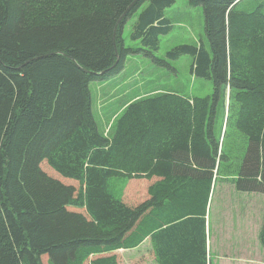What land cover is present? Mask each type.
<instances>
[{"label": "trees", "instance_id": "obj_1", "mask_svg": "<svg viewBox=\"0 0 264 264\" xmlns=\"http://www.w3.org/2000/svg\"><path fill=\"white\" fill-rule=\"evenodd\" d=\"M186 1L202 8L208 48L167 56L192 57L191 74L212 95L139 99L107 137L90 83L123 70L134 17L130 40L153 58L176 0H0V264H116L114 251L148 237L159 264H206L214 175L264 194V14L237 11L239 0ZM226 98L248 140L240 165L214 129ZM111 178H126L128 195L116 198ZM259 240L264 249V217Z\"/></svg>", "mask_w": 264, "mask_h": 264}, {"label": "rangeland", "instance_id": "obj_2", "mask_svg": "<svg viewBox=\"0 0 264 264\" xmlns=\"http://www.w3.org/2000/svg\"><path fill=\"white\" fill-rule=\"evenodd\" d=\"M235 9L246 12L258 9L264 14V0H239ZM165 17L170 20L172 28L167 35L160 37L159 48L153 52V58L145 56V49L140 41L130 40L136 19L134 17L127 21L123 30L124 46L134 51L127 56L123 70L106 81L90 83L92 113L98 131L103 135L110 137L114 132L117 119L125 108L139 99L162 92L174 93L191 101L212 95V83L191 74L192 57L185 55L172 60L167 56L169 51L180 45L204 44L208 48L202 8L192 7L186 0H176L175 4L165 11ZM227 106L226 98L225 105L221 104L218 107L214 129L220 139V150L237 159L235 162L240 165L246 153L248 140L238 131L237 116L233 111L228 119ZM226 164V160L221 162V173L229 169ZM127 184L126 178H111L109 191L117 198L124 197L125 193L128 195L125 191ZM261 206L262 195L259 194V207ZM260 217L259 214V219ZM249 235L254 236L255 231ZM150 260L151 257L145 254L141 258L134 259L132 264H149ZM259 260L264 264V254L260 246Z\"/></svg>", "mask_w": 264, "mask_h": 264}, {"label": "crops", "instance_id": "obj_3", "mask_svg": "<svg viewBox=\"0 0 264 264\" xmlns=\"http://www.w3.org/2000/svg\"><path fill=\"white\" fill-rule=\"evenodd\" d=\"M229 163L231 160L227 161ZM237 178V175L225 174L211 179L203 213L206 264H262L259 246L263 254L264 249L259 233L264 217V194L237 190L234 183ZM259 194L262 195L261 207ZM254 231L255 235L250 236ZM145 254L151 257L149 264H159L150 237L136 248L120 249L111 255H115L116 264H132ZM103 257L107 256H96Z\"/></svg>", "mask_w": 264, "mask_h": 264}, {"label": "bare ground", "instance_id": "obj_4", "mask_svg": "<svg viewBox=\"0 0 264 264\" xmlns=\"http://www.w3.org/2000/svg\"><path fill=\"white\" fill-rule=\"evenodd\" d=\"M104 150V149H103ZM157 206V205H156Z\"/></svg>", "mask_w": 264, "mask_h": 264}, {"label": "water", "instance_id": "obj_5", "mask_svg": "<svg viewBox=\"0 0 264 264\" xmlns=\"http://www.w3.org/2000/svg\"><path fill=\"white\" fill-rule=\"evenodd\" d=\"M129 9V8H128ZM128 11V10H127Z\"/></svg>", "mask_w": 264, "mask_h": 264}]
</instances>
